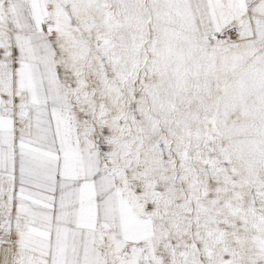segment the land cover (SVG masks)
Segmentation results:
<instances>
[{"label":"snow or ice","instance_id":"snow-or-ice-1","mask_svg":"<svg viewBox=\"0 0 264 264\" xmlns=\"http://www.w3.org/2000/svg\"><path fill=\"white\" fill-rule=\"evenodd\" d=\"M0 264H264V0H0Z\"/></svg>","mask_w":264,"mask_h":264}]
</instances>
